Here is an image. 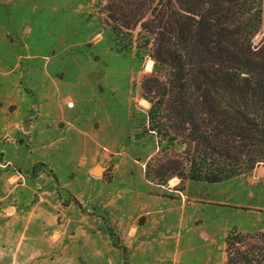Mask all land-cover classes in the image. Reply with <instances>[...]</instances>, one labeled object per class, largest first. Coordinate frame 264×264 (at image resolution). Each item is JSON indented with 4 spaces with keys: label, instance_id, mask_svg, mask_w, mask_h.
<instances>
[{
    "label": "rangeland",
    "instance_id": "374dc122",
    "mask_svg": "<svg viewBox=\"0 0 264 264\" xmlns=\"http://www.w3.org/2000/svg\"><path fill=\"white\" fill-rule=\"evenodd\" d=\"M109 1L0 0V264H227L231 232L264 234V163L156 177L186 144L149 130L165 71Z\"/></svg>",
    "mask_w": 264,
    "mask_h": 264
},
{
    "label": "trees",
    "instance_id": "16d2710c",
    "mask_svg": "<svg viewBox=\"0 0 264 264\" xmlns=\"http://www.w3.org/2000/svg\"><path fill=\"white\" fill-rule=\"evenodd\" d=\"M263 5V0L109 1V16L120 27L141 23L153 36L155 70L165 71L164 78L150 75L143 82L151 103L149 130L171 145L180 138L186 148L184 158L164 159L155 170L162 182L186 174L222 182L264 163V38L253 42L264 21ZM261 235L231 232L227 264H264Z\"/></svg>",
    "mask_w": 264,
    "mask_h": 264
},
{
    "label": "water",
    "instance_id": "95a60500",
    "mask_svg": "<svg viewBox=\"0 0 264 264\" xmlns=\"http://www.w3.org/2000/svg\"><path fill=\"white\" fill-rule=\"evenodd\" d=\"M101 170H102V169H101L100 167L97 166V167L94 168L93 171H94L95 173H99V172H101Z\"/></svg>",
    "mask_w": 264,
    "mask_h": 264
}]
</instances>
